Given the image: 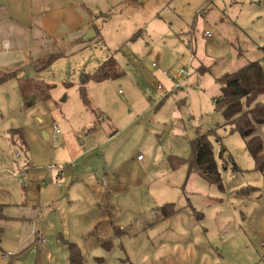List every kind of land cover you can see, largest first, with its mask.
Returning a JSON list of instances; mask_svg holds the SVG:
<instances>
[{"label":"rangeland","instance_id":"rangeland-1","mask_svg":"<svg viewBox=\"0 0 264 264\" xmlns=\"http://www.w3.org/2000/svg\"><path fill=\"white\" fill-rule=\"evenodd\" d=\"M82 4L99 37L0 83V156L8 162L0 170V204L36 201L40 184L28 173L48 177L50 166L78 162L65 172L86 166L93 182L81 186L78 201L37 215L43 244L36 231L17 253L0 240V264H68L62 239L76 243L84 264H264V174L241 136L222 127L213 103L217 77L255 61L264 71V0ZM104 63L109 78L97 81ZM201 68L207 70L199 74ZM10 129L21 131L15 145L26 162L24 182L11 176L18 165L3 140ZM210 130L219 139L212 146L222 190L169 164L173 156L188 159L189 140ZM256 133L264 135V127ZM165 203L184 211L159 219L155 210ZM22 222L31 228L26 220H0V238H14Z\"/></svg>","mask_w":264,"mask_h":264},{"label":"crops","instance_id":"crops-1","mask_svg":"<svg viewBox=\"0 0 264 264\" xmlns=\"http://www.w3.org/2000/svg\"><path fill=\"white\" fill-rule=\"evenodd\" d=\"M83 1L89 0H0V70L6 73H15L22 67L30 66L31 62L45 58L50 53L58 51L62 53L70 50L78 41L87 42L93 37H99L98 31L100 29H96V24L93 23V20L91 21L92 14L89 9L84 7ZM92 1L96 2V0ZM109 3L107 1L106 5H109ZM148 68L153 69L152 66ZM176 78L178 77L176 76ZM4 139L8 141H4V144L11 146L13 149L12 138L8 131ZM0 158V170H2L8 162L5 160L6 155L0 156ZM144 159L142 157L141 160H137L140 163ZM30 167H32L31 164L28 170L31 169ZM87 172L88 168L86 166L76 169L74 173L63 170L60 173L61 177L58 179L60 185L55 182L53 173L44 178L40 177V174L28 173L32 178L35 177V185L40 184L36 185V192H38L36 201L20 203V205L0 204V220L9 222L26 220L31 228L27 230L26 223L22 222L21 231L16 232L14 238L5 239L2 232L1 243L6 244L7 241L14 248L13 253H17L31 242L35 231L37 236H40V227L43 229V224L40 223L39 227L34 225V221L38 219L37 215L47 209L57 211L59 207L65 206L64 204L66 202L68 204L71 200L78 201L81 186L93 182ZM1 180L3 179L0 178V183ZM103 184L106 193H112L111 187L105 182ZM84 189L92 193L90 188L84 187ZM24 193H26V190ZM180 211H184V208ZM86 214L84 213V215ZM80 229L81 227L76 231L78 232ZM62 240L64 241V239ZM10 246L6 245L9 250L12 249ZM7 254L10 257L13 255L10 251ZM3 257V260H5V253Z\"/></svg>","mask_w":264,"mask_h":264},{"label":"trees","instance_id":"trees-1","mask_svg":"<svg viewBox=\"0 0 264 264\" xmlns=\"http://www.w3.org/2000/svg\"><path fill=\"white\" fill-rule=\"evenodd\" d=\"M59 55L58 52L50 53L43 59L31 62L30 67L36 71L44 69ZM107 62L112 64V61L108 60ZM106 63L94 74L95 80L102 81L109 78L105 67V65L107 66ZM205 70L207 69L201 68L197 71L200 74ZM16 73L17 71L15 73H3L0 77V83L14 77ZM216 83L219 86L220 95L213 100V103L217 112L219 111L223 117L222 127H229L230 132H237L241 136L246 151L253 157L255 168L264 174V135L256 133L259 127H264V100H259L260 97H264V71L261 63L258 61L249 62L232 73H225L217 77ZM81 97L86 101L83 87H81ZM8 131L13 145H15V140L18 139L21 131L19 129ZM212 139L219 141L215 135V130L203 134L197 132L195 138L189 140V158L173 156L169 158V164L173 170L185 167L188 177L191 174H197L204 182L222 190L224 187L216 158L213 155ZM224 153L225 148L221 145L219 156L223 158ZM20 162L23 173H25L26 162L23 156ZM16 164L18 165L17 162ZM226 164V161L223 160L224 167ZM235 170L237 169L233 166V171ZM181 209L176 204L165 203L156 209L155 213H158L161 219H166L174 216ZM62 242L66 244L69 253L68 264H84L82 253H80L77 245L65 240Z\"/></svg>","mask_w":264,"mask_h":264},{"label":"built area","instance_id":"built-area-1","mask_svg":"<svg viewBox=\"0 0 264 264\" xmlns=\"http://www.w3.org/2000/svg\"><path fill=\"white\" fill-rule=\"evenodd\" d=\"M206 35L207 36H210V34L208 32H206ZM155 67H156V65H152V68H155ZM183 73H184V71L183 70H180L176 74V76L177 77H180ZM162 75L163 76H166L167 73L166 72H162ZM156 89L158 91L164 92L163 86L161 84H158L156 86ZM54 130H55V132H54L53 138L56 140L58 138L59 134H60V130H58L57 127H54ZM12 147H13L12 150L14 151L13 158L15 159L16 162H18V167H17V170L11 172V176L12 177H15V178H18L20 182H23L24 181V177L21 176L22 173H23V169H22V167L20 165V163H21L20 161L22 159V153L20 151V147H18L16 145H12ZM137 158H138V160H141L142 159L141 156H138ZM77 165H78V162H72V163H69V164H67L65 166H62V167H53V166H50V169L51 170H54L53 171V176L55 178V181L58 182V179L61 177L60 176L61 171L65 170L66 167L73 168V167H75ZM58 185H60L59 182H58ZM37 237H38V241H40L41 243H44V240L42 238H40L39 235ZM260 246L261 247H264V245L262 243L260 244Z\"/></svg>","mask_w":264,"mask_h":264}]
</instances>
